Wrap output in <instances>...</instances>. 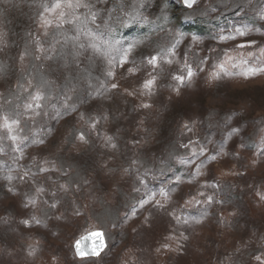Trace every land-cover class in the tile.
<instances>
[{
	"label": "rangeland",
	"instance_id": "rangeland-1",
	"mask_svg": "<svg viewBox=\"0 0 264 264\" xmlns=\"http://www.w3.org/2000/svg\"><path fill=\"white\" fill-rule=\"evenodd\" d=\"M248 68L264 0H0V264H264Z\"/></svg>",
	"mask_w": 264,
	"mask_h": 264
},
{
	"label": "water",
	"instance_id": "water-1",
	"mask_svg": "<svg viewBox=\"0 0 264 264\" xmlns=\"http://www.w3.org/2000/svg\"><path fill=\"white\" fill-rule=\"evenodd\" d=\"M184 5L187 6L185 3ZM105 247V236L102 231H93L91 233H88L79 238L75 243V250L79 257L98 256L105 249ZM94 252L98 254H94ZM81 253H83V255H81Z\"/></svg>",
	"mask_w": 264,
	"mask_h": 264
},
{
	"label": "snow or ice",
	"instance_id": "snow-or-ice-1",
	"mask_svg": "<svg viewBox=\"0 0 264 264\" xmlns=\"http://www.w3.org/2000/svg\"><path fill=\"white\" fill-rule=\"evenodd\" d=\"M195 2V0H184V3L188 6V7H191L192 6V4ZM69 6H71V5H69ZM77 7H79L80 5L79 4H77L76 5ZM56 7H59V4H57L56 5ZM239 35H244V33H239ZM245 45H240V47H244ZM155 61V58H153V60L152 61H149L150 63H153ZM244 63H247V61H244ZM221 68H223V65H221ZM258 71H264V69H255V68H248V70H247V72L246 73H244V75H254V74H256V72H258ZM229 75H231V73H228ZM189 76H191V72H189ZM179 79H183L182 77L181 78H179ZM153 83V81H147L146 82V84H145V87H148V86H150L151 84ZM112 87H116V85H112ZM145 107H147V105H145ZM81 138H83V137H81ZM213 159H214V157H213ZM102 235V234H101ZM94 254H98V253H95L94 252ZM81 255H83V253H81Z\"/></svg>",
	"mask_w": 264,
	"mask_h": 264
}]
</instances>
